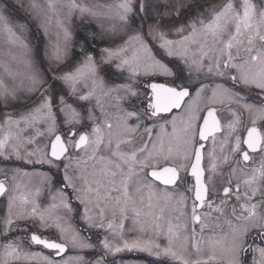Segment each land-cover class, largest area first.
<instances>
[{"label":"snow or ice","instance_id":"snow-or-ice-1","mask_svg":"<svg viewBox=\"0 0 264 264\" xmlns=\"http://www.w3.org/2000/svg\"><path fill=\"white\" fill-rule=\"evenodd\" d=\"M264 264V0H0V264Z\"/></svg>","mask_w":264,"mask_h":264},{"label":"flooded vegetation","instance_id":"flooded-vegetation-1","mask_svg":"<svg viewBox=\"0 0 264 264\" xmlns=\"http://www.w3.org/2000/svg\"><path fill=\"white\" fill-rule=\"evenodd\" d=\"M119 255L122 256L125 259L127 264L132 263V262H129V261H141V262H144L147 259H150L149 257H146L145 254L124 253V254H119Z\"/></svg>","mask_w":264,"mask_h":264},{"label":"rangeland","instance_id":"rangeland-1","mask_svg":"<svg viewBox=\"0 0 264 264\" xmlns=\"http://www.w3.org/2000/svg\"><path fill=\"white\" fill-rule=\"evenodd\" d=\"M129 262H132L130 264H143V262H141V261H129Z\"/></svg>","mask_w":264,"mask_h":264}]
</instances>
